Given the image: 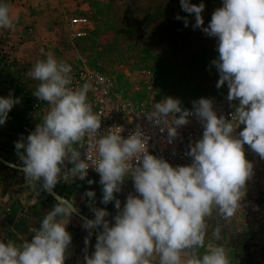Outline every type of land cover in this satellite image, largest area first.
Segmentation results:
<instances>
[{"label":"clouds","instance_id":"9594fccd","mask_svg":"<svg viewBox=\"0 0 264 264\" xmlns=\"http://www.w3.org/2000/svg\"><path fill=\"white\" fill-rule=\"evenodd\" d=\"M221 2L207 27L203 2L180 0V6L194 17L193 30L217 39L219 55L211 64L219 73L217 89L227 85L230 105L238 101L231 120L218 116L208 98L194 101L190 111L179 99L167 97L145 115L161 133L167 131L169 144L190 117L201 122L202 138L190 143L185 154L192 160L189 165L173 166L150 154V138L140 126L127 138L119 126L102 133L101 116L89 102L93 83L77 85L70 63L49 53L27 73L39 82L32 95L49 108L26 140L21 137L14 145L26 184L42 181L41 190L51 193L61 181H85L92 168L100 176V202L105 206L114 202L117 211L112 220L106 219L111 213L94 206L96 192H84L82 199L89 200L95 216L85 218L82 225L89 233L86 250L92 230L102 229L94 252L86 251L84 264H232L222 241L225 226L242 208L246 182L254 175L245 145L264 159V0ZM176 19L183 20L185 27L190 24L187 17ZM16 20L10 0H0V29H11ZM18 103L12 92L0 96V126ZM81 150H85L83 158ZM128 179L134 194L129 193L122 206L116 194L122 193ZM57 199L30 242L17 245L0 240V264H66L72 244L67 227L80 209L71 199ZM210 218L216 220L214 247L206 244Z\"/></svg>","mask_w":264,"mask_h":264},{"label":"rangeland","instance_id":"374dc122","mask_svg":"<svg viewBox=\"0 0 264 264\" xmlns=\"http://www.w3.org/2000/svg\"><path fill=\"white\" fill-rule=\"evenodd\" d=\"M201 2L206 5L202 15L207 27L222 2L192 0L197 5ZM10 3L17 20L11 29H0V96L7 97L12 92L20 103L11 110L5 125L0 126V152H7V156L0 157L11 164L22 167L14 146L17 137L22 136V127L27 124L36 128L46 115L45 107L34 108L30 102L39 82L27 75L38 60L45 59L46 53L72 66L79 56L87 58L91 65L112 78L119 92L136 102L172 97L179 99L183 108L193 109V102L201 98L221 101L228 95L227 85L217 89L219 73L211 64L219 55L217 39L199 29L193 30L195 19L182 11L180 0H10ZM177 15L187 17L189 26L185 27L183 20L178 21ZM74 18L90 22L91 32L86 38H69L68 23ZM22 36L28 38L24 40ZM42 39L48 40V44L39 42ZM19 40L24 43L28 40L23 51L27 57L25 69L19 67V58L15 56ZM245 152L246 159L254 165V175L246 182L242 204L260 202L264 198V159L248 145ZM124 184H128V193H134L131 179ZM36 187L49 202L57 203L39 184ZM85 189L86 186L81 196L88 191ZM117 197L123 206L124 197L118 194ZM95 200V207L117 213L112 210L113 203L105 206L100 202L99 192ZM85 205V202L77 205L79 214L94 219V213ZM71 219L83 225L74 215ZM208 224V231L213 232L216 220L210 218ZM233 225L243 227L245 233V228H255L264 241V218L256 223L242 220L239 209L225 228Z\"/></svg>","mask_w":264,"mask_h":264},{"label":"crops","instance_id":"0c3cea01","mask_svg":"<svg viewBox=\"0 0 264 264\" xmlns=\"http://www.w3.org/2000/svg\"><path fill=\"white\" fill-rule=\"evenodd\" d=\"M22 38L25 40L28 36H22ZM24 40H19L20 42L17 48L19 52L18 54L15 53V56L19 58L18 61L21 64L19 67H23L22 69L26 67L25 59L27 57L24 56L23 51L24 47L28 44V40H26V43H24ZM39 42L48 44V40L43 41L42 39ZM0 155L2 157L7 156V152L4 154L0 152ZM69 166L71 167V165ZM89 179L95 180L96 183L89 186L87 183ZM99 180L87 178L85 181L76 180L70 183L61 181L53 191L62 198L76 201L75 204L79 202L76 206L85 202L86 207L89 206V200L85 197L82 199V189L86 186V189L93 190L96 193L99 192L102 195V186L99 185ZM127 187L128 184H124L122 186V193L118 194L124 197V202L127 195L131 193H128ZM69 193H71L70 196H68ZM47 198L38 192L35 183L26 184L23 173L7 169L0 165V231L3 235V240L5 242L12 241L17 245H21L25 240L30 242L36 229L38 230L40 227V220L54 206L51 203L52 201L49 202ZM112 203V210H115L114 202ZM110 213L111 215L106 218L108 220H112L117 214L113 211ZM233 226L225 228L224 240L222 241L229 248L232 264H264V241L261 235H259V231L255 228H245V233L243 227L240 228L238 225ZM99 230L100 232L102 231V229ZM67 231L72 235V244L66 253V264H84L86 251L88 255H91L95 250L96 237L94 235L91 236L86 250L85 238L89 235L88 231L77 223L75 219H71ZM212 233V231H208L206 244L214 247L217 241ZM205 250L201 249V252Z\"/></svg>","mask_w":264,"mask_h":264},{"label":"built area","instance_id":"2783aa9c","mask_svg":"<svg viewBox=\"0 0 264 264\" xmlns=\"http://www.w3.org/2000/svg\"><path fill=\"white\" fill-rule=\"evenodd\" d=\"M90 32L91 24L87 19L74 18L68 23V35L71 40L84 39ZM72 68V75L77 85L88 81L93 83V89L88 94L89 102L92 104L94 112L101 116L102 127L100 131L102 133L113 126H119L124 129L121 135L127 138L137 126H140L146 136L150 138L148 144L150 154L166 159L173 166L191 164V158L185 155L190 150L188 145L201 139L204 131L201 122L195 116L189 118V124L178 129V137L172 144H169L167 131L161 133L158 126H153L145 118V115L153 110L154 105L162 100L151 97L141 102L134 101L129 96L119 92L112 78L102 72L98 66L91 65L87 58L79 56ZM98 77H103V80H99ZM227 96L224 100L214 101V110L218 116L223 115L231 120V114L234 112L233 105L238 104V101L232 102L230 105ZM30 102L34 108L45 107L44 112H47L49 108L46 102L39 101L35 96L30 98ZM187 110L193 111L194 109ZM34 130L35 128L25 124L22 127L21 137L26 140L27 136ZM241 130H243V126L237 129V133ZM21 137H17L15 142ZM81 151L83 158L85 150ZM87 178L100 179V176L94 169L90 168ZM240 217L242 220L252 221V223H256L261 217L264 218V198L260 199V202L256 201V203L255 200L244 201L242 208H240ZM0 240H3L1 231Z\"/></svg>","mask_w":264,"mask_h":264},{"label":"water","instance_id":"95a60500","mask_svg":"<svg viewBox=\"0 0 264 264\" xmlns=\"http://www.w3.org/2000/svg\"><path fill=\"white\" fill-rule=\"evenodd\" d=\"M0 165L3 166V167H5V168H7V169H10V170H13V171H17V172L22 173V172L19 170L21 167L16 166V165H14V164H11V163L7 162V161L4 160L2 157H0ZM38 184H39L40 187H42V181H41V182H38ZM44 192H45L48 196H50L54 201L58 202V199H57V198H59L60 196H58L55 192H53V190H52L51 193L46 192V191H44ZM74 216H75L77 219L81 220V221L84 223V220H85L86 217H84V216H82V215H80V214H78V215H75V214H74ZM86 219H88V218H86ZM93 231H94V236H95V237H97V235H99V233H100L99 228H97V229H93Z\"/></svg>","mask_w":264,"mask_h":264},{"label":"trees","instance_id":"16d2710c","mask_svg":"<svg viewBox=\"0 0 264 264\" xmlns=\"http://www.w3.org/2000/svg\"><path fill=\"white\" fill-rule=\"evenodd\" d=\"M68 196H69V195H68ZM68 196H67V197H68Z\"/></svg>","mask_w":264,"mask_h":264}]
</instances>
